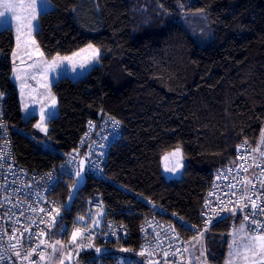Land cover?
Listing matches in <instances>:
<instances>
[{
	"label": "trees",
	"instance_id": "1",
	"mask_svg": "<svg viewBox=\"0 0 264 264\" xmlns=\"http://www.w3.org/2000/svg\"><path fill=\"white\" fill-rule=\"evenodd\" d=\"M49 2L52 8L39 14L34 33L41 53L51 59L92 44L101 51L99 65L78 80L62 77L52 85L57 114L41 135L37 115L23 120L11 79L13 32L0 31V89L17 162L48 170L77 148L88 123L116 120L120 135L107 154L108 179L87 173L67 222L85 216L87 200L101 193L104 217L123 222L131 233L128 242L106 244L111 249L105 260L134 255L138 227L154 214L146 200L198 225L212 174L233 162L240 143L255 149L264 144V0ZM184 9L206 15L212 30L206 46L179 22ZM180 154L181 175L175 170ZM74 182L61 183L62 205ZM240 221L225 219L207 232L210 264L224 262V236ZM181 232L187 240L198 234L193 228Z\"/></svg>",
	"mask_w": 264,
	"mask_h": 264
},
{
	"label": "built area",
	"instance_id": "2",
	"mask_svg": "<svg viewBox=\"0 0 264 264\" xmlns=\"http://www.w3.org/2000/svg\"><path fill=\"white\" fill-rule=\"evenodd\" d=\"M0 94V254L3 256L0 264H47L53 240L67 241L64 237L72 232L75 225L80 227L84 244L128 241L131 236L128 227L123 222L104 217L101 193L95 192L87 200L84 217L88 222L85 225L76 223L78 214L69 224L65 219L64 205L57 197L62 182L78 177L82 159L86 175L89 173L95 178L105 179L107 154L120 135V125L113 123L116 120L88 123L77 148L70 153H62L56 166L48 170H28L15 158L12 134L5 116V95L1 89ZM42 149H47V146H42ZM252 202L256 209L251 207ZM146 204L152 207L154 214L146 217L138 227V247L134 251L137 254H120L105 260L102 256L108 251H100L96 255L84 252L83 264H187L188 240L181 228H193L202 233L225 219L238 218L246 223L252 235L254 231H261L252 220L264 224V212H261L264 208V144L255 149L246 142L240 143L233 162L212 174L204 193L198 225L192 226L176 214L168 215L151 200H146ZM253 211L255 216L251 215ZM246 214L248 221L243 219ZM25 228L28 231H24ZM17 251L20 257L15 255ZM141 252L144 254L140 255ZM26 253L29 254L28 259H23Z\"/></svg>",
	"mask_w": 264,
	"mask_h": 264
},
{
	"label": "rangeland",
	"instance_id": "3",
	"mask_svg": "<svg viewBox=\"0 0 264 264\" xmlns=\"http://www.w3.org/2000/svg\"><path fill=\"white\" fill-rule=\"evenodd\" d=\"M27 3L28 0H0V12L4 13L3 16H0V31L10 28L14 35L15 48L11 54V79L19 93L22 118L28 120L40 112L42 116L35 126V131L45 135L47 132L46 119L57 113L55 107L53 112L46 108L50 101L55 99L51 91L52 85L62 77L78 80L85 76L92 67L99 65L101 51L97 46L89 44L92 45V48L87 45L67 56L56 55L49 59L42 53V55L37 54L35 50L38 46L34 33L38 28L30 30L26 26L27 21L18 20V17L25 16L30 11L22 7ZM6 4L17 5V7L7 8ZM47 5V9L44 10L43 4H41V12L52 8L49 0H47ZM179 22L192 34L200 47L206 46L212 40V30L203 12L184 9L179 15ZM19 23H23L25 26L18 31ZM65 57L67 59H63ZM183 167L184 158L180 154L179 160L175 164V170L181 175ZM81 217L83 219H79ZM87 222L88 218L84 216L76 218V223L79 225H85ZM76 229L80 230V227L75 225L72 232L67 235V241L63 243L53 240L47 264H83L80 254L84 252L96 255L100 251H110L111 247L106 245L84 244L81 231L77 235L76 241L73 242L72 234ZM207 232H200L188 240L186 246L187 264H210L205 240ZM251 237L252 234L245 222L232 223L228 234L224 236L226 248L222 264L229 262V244L233 245L231 264H262L261 250L253 246Z\"/></svg>",
	"mask_w": 264,
	"mask_h": 264
},
{
	"label": "snow or ice",
	"instance_id": "4",
	"mask_svg": "<svg viewBox=\"0 0 264 264\" xmlns=\"http://www.w3.org/2000/svg\"><path fill=\"white\" fill-rule=\"evenodd\" d=\"M41 4H43V9L46 10L48 5H47V0H28V3L27 5H24L22 7H25L26 9H29L30 11L28 12L27 15L25 16H21V17H18V20H21V21H27V24L26 26L31 30L33 28H38V16L41 12ZM5 7L7 8H15L17 7V5H12V4H6ZM4 13L3 12H0V16H3ZM25 26L23 23H19L18 26H17V30L19 31L21 27ZM89 48H92V45H88ZM42 55V54H41ZM57 59H60L59 57H57ZM63 59H67V57L63 58ZM2 95V94H0ZM113 123L115 125H118L119 122L118 121H113ZM91 124V122H90ZM37 127H40V125H37ZM261 143H264V137H262V140H261ZM77 175L79 176V173H77ZM244 207H248V205H245ZM251 207L253 209H256L257 206L255 205L254 202H252L251 204ZM243 209H241L242 211ZM41 211H44L43 209H41ZM57 212V215H59V210L57 209L56 210ZM261 212H264V208H261ZM233 214L234 211H233ZM251 215L255 216L256 215V212L253 211L251 213ZM54 221H55V218H53ZM79 219H83V217L79 218ZM243 219L245 221H248L249 220V216L246 214L244 215ZM252 223L254 225H256V228L257 229H260L261 231H254L251 239L253 241V246L254 247H258L260 250H261V260H262V264H264V224H262L260 221L258 220H252ZM56 226H59L58 224ZM66 231V229H63ZM24 231H28L27 228L24 229ZM80 233V230L79 229H76L73 234H72V241L75 242L76 241V238H77V235ZM89 237L91 236V233L88 234ZM9 239H13V237H9ZM41 243H43V241H40ZM13 247H15V245H13ZM88 247H91V245H88ZM233 245L232 244H229V262L228 264H231V258L233 256V253L231 251ZM33 251H35V249H33ZM97 251H100L99 249H97ZM123 251H128L127 249H123ZM144 253L141 252L140 255H143ZM15 255L17 257H20V253L17 251L15 253ZM28 255L29 254H25L23 256V259H28ZM203 255V253H202ZM0 259H3V256L2 254H0Z\"/></svg>",
	"mask_w": 264,
	"mask_h": 264
},
{
	"label": "water",
	"instance_id": "5",
	"mask_svg": "<svg viewBox=\"0 0 264 264\" xmlns=\"http://www.w3.org/2000/svg\"><path fill=\"white\" fill-rule=\"evenodd\" d=\"M86 172H85V161L84 159L81 160L80 163V169H79V176L76 178L73 186L70 189L69 196L66 200V203L63 206V210L68 213L72 210L74 200L79 193L80 190H82L86 183ZM99 254V253H98Z\"/></svg>",
	"mask_w": 264,
	"mask_h": 264
},
{
	"label": "crops",
	"instance_id": "6",
	"mask_svg": "<svg viewBox=\"0 0 264 264\" xmlns=\"http://www.w3.org/2000/svg\"><path fill=\"white\" fill-rule=\"evenodd\" d=\"M15 48V47H14ZM36 52H37V54H41V51H40V49L39 48H36V50H35ZM55 98V97H54ZM51 103H52V105H51ZM56 105V106H55ZM54 107L56 108V110H57V100H56V98L55 99H52V101H50V103H49V106H47L46 108L47 109H51V111L53 112L54 111ZM37 114V116L39 117V119H41V116H42V114L40 113V112H38V113H36ZM57 114V113H56ZM52 116H55V115H52ZM51 116V117H52ZM50 117V118H51ZM49 119V117L46 119V121L45 122H47V120Z\"/></svg>",
	"mask_w": 264,
	"mask_h": 264
},
{
	"label": "bare ground",
	"instance_id": "7",
	"mask_svg": "<svg viewBox=\"0 0 264 264\" xmlns=\"http://www.w3.org/2000/svg\"><path fill=\"white\" fill-rule=\"evenodd\" d=\"M113 119H114V118H113ZM121 134H122V133H121ZM106 178H107V177H106ZM106 178H105V179H106ZM107 179H108V178H107ZM203 195H204V194H203ZM115 221H116V220H115ZM183 221H184V220H183ZM127 242H128V241H127ZM128 248H129V247H128ZM130 248H131V247H130ZM130 248H129V249H130ZM136 249H137V248H135L134 250H136ZM132 250H133V249H132Z\"/></svg>",
	"mask_w": 264,
	"mask_h": 264
}]
</instances>
